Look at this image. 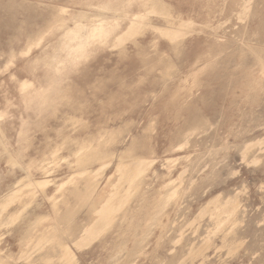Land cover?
I'll list each match as a JSON object with an SVG mask.
<instances>
[{"label": "rangeland", "instance_id": "374dc122", "mask_svg": "<svg viewBox=\"0 0 264 264\" xmlns=\"http://www.w3.org/2000/svg\"><path fill=\"white\" fill-rule=\"evenodd\" d=\"M163 1L173 14L194 21L195 31L183 41L177 56L167 39L146 27L118 47L112 46V41L90 45L88 56L77 65H65L54 73L51 65L33 62L43 58L49 47H58L59 31L45 35L23 55L26 39L43 27L54 7L66 5L72 15L90 17L97 9L88 5L89 0H0V135L2 132L5 141L0 146V201L19 188L28 191L31 187L24 185L29 178L46 183L42 189L35 188L34 198H21L32 201L25 208L18 209L20 202L14 201L3 212L8 216L22 210L15 223L0 225V255L10 256L9 264L27 263L18 259L19 238L30 221L37 216L48 217L45 224L55 220L52 199L59 200L62 191L71 188L69 180L77 175L72 154L75 142L105 130L121 131L110 145L115 154L132 138H144L154 150V161L141 181L139 194L129 203L138 224L125 242L126 249L115 253L126 227L118 221L88 246L78 250L72 246L75 264H166L174 253L184 252L182 264H264V144L251 147L247 161L242 157L245 143L264 141V66L257 64L248 49H262L264 54V28L258 27L264 0H252V10L243 20L230 12L235 7L233 0ZM132 8L136 10V6ZM104 15L111 16V12ZM150 19L153 25L163 26L161 17L151 15ZM127 22L121 20L119 28L124 29ZM142 26L138 20L136 27ZM130 31L126 29L124 36ZM241 32H246L247 47L237 36ZM199 53V59L195 58ZM170 58L172 77L165 78L168 69L162 62ZM51 73L61 78L59 88L64 97L53 107L29 102L31 94L24 100L19 83L27 80L42 91ZM195 77L197 86H193ZM173 93H179L181 101L185 99L183 107L191 108L193 115L177 112L170 99ZM193 116L206 120L204 129L192 133L184 147H172ZM21 128L25 135L19 142ZM58 146L61 159L56 163L50 152ZM9 156L16 158L15 164H10ZM255 156L259 160L250 162ZM116 163L113 159L98 177L97 192L109 189L110 181L120 186L123 200L138 184V177L131 171H122L117 177ZM166 185H178L180 197L164 208L159 221H154L143 237L136 198L143 194L151 203ZM229 196L239 203L240 223L233 228L228 227V221L234 224L238 219L225 207L227 201L221 207L215 204ZM214 197L219 198L210 201ZM119 205H114L111 218L118 215ZM86 210L83 207L77 212L76 222L83 221ZM203 210L207 211L201 215ZM225 213L227 219L222 221ZM107 224L102 223L95 233ZM231 230L242 243L228 253L224 236L228 234V238ZM171 239L179 243L174 245ZM204 243L209 245L205 253L194 252L195 244ZM131 248L135 254L127 257L126 250Z\"/></svg>", "mask_w": 264, "mask_h": 264}, {"label": "bare ground", "instance_id": "6f19581e", "mask_svg": "<svg viewBox=\"0 0 264 264\" xmlns=\"http://www.w3.org/2000/svg\"><path fill=\"white\" fill-rule=\"evenodd\" d=\"M232 2V6L235 7L231 8L230 12L233 13L238 20L245 19L252 10V0H233ZM155 4L158 5V9H152ZM88 5L95 7L98 11L96 14H92L91 17L85 14L72 15L68 12L66 5L54 7L49 16L44 19L43 27L38 30L37 33L26 39L21 54H27L33 47L38 46L45 35L52 36L55 32L59 31L60 38L58 47H49L43 58L33 62L34 65H51L53 72L56 73L65 65H77L80 62L79 59L86 58L89 54L87 50L88 46L106 44L112 41V46L118 47L127 40H131L135 36L142 34L146 27H151L158 36L167 39L171 44V50L174 55L177 56L181 52L183 41L188 35L195 31L193 29V20L189 18L183 19L180 15L173 14L171 8L167 6L163 0H89ZM133 6H136V10L132 8ZM105 12H111V16L104 15ZM140 15L142 17L137 18ZM151 15L161 17L164 21L163 26L153 25L150 19ZM123 19H127L128 22L125 28L121 29L119 28L120 21ZM134 20L137 21L133 22ZM138 20L143 23L141 29L136 27ZM258 27L264 28V11L261 13ZM128 28L131 31L124 36L125 34H123V32ZM243 35H246V32L237 34L242 40L243 46L247 47L249 40L248 38H243ZM136 42V40L133 41L134 44H136ZM248 49L255 55L257 64L261 67L264 66V54H262V49L249 46ZM201 55L202 53L195 54V58L199 59ZM8 61L10 62L11 59ZM162 64H165L164 67L168 69L163 76L165 78H171L172 73L169 69L174 67L172 59L170 58L166 62L163 61ZM60 82L61 78H56L54 74L51 73L48 83L42 91H39L38 88L35 89L34 85L32 86L27 80L19 83L18 89L23 93L24 100L27 94H31L28 98L29 102L37 106L44 105L45 107H53L56 101L64 97L61 88H59ZM197 85L198 80L195 77L193 86ZM29 87L31 88L30 90H28ZM170 99L172 106L176 108L178 113L186 111L193 115L191 108L183 107L185 99L181 101L182 98L179 96V93H173ZM205 124L206 120L193 116L185 129L178 133L172 147H184L188 143L189 136L195 131L203 130ZM120 133L121 131L105 130L96 137H90L75 142V149L72 154L75 158L77 175L69 180L72 186L66 189V193L64 192L65 190L62 191L59 200L55 197L52 199L51 203L54 214L56 215L53 222L45 224L48 217L37 216L21 231L18 259H25L28 264H38L40 261H43L44 264H75V253L72 246L77 250L88 246L118 221L121 224L124 223L126 227L121 232L122 240L116 248L115 253L117 254L119 251L126 249L125 242L128 236L132 235L133 230L138 224L137 214L132 212L133 210L129 207V203L133 201V198L135 200V197L139 194L141 181L154 161V150L146 139H137L134 137L123 150L115 154L110 150V145L116 141ZM24 135L21 128L18 131L17 140L19 142L24 141ZM3 138L4 135L1 132L0 146L5 145ZM254 142H256V144H253ZM262 144H264L263 139L245 143L242 152L243 159L247 161L250 158V156H247V152L251 147ZM59 149L60 147L58 146L50 152L54 157L53 162L61 159V157L57 155ZM9 159L10 164L13 165L16 163L15 157L9 156ZM113 159L117 161L115 169L117 177L118 173L122 171H131L133 175H137L138 177V184L134 186L132 193L123 198V200L120 199V186L110 181L107 184V187H110L109 189H103L97 192L98 177L101 176ZM258 160L259 157L255 156L250 162L255 163ZM32 165L33 164L29 167H32ZM94 165H99V167L93 170L92 167H94ZM36 181L37 182H32L29 178L28 183L25 185L23 183L25 187H31L28 191L19 188L0 201V225H11L21 218L22 210L19 212L17 210L15 213H11L8 216H4L3 212H5L14 201L20 202V207L18 209H23L28 202H32L23 201L21 198L23 196L34 198L36 194L35 188L42 189L46 184L44 181ZM113 188L114 191L111 193ZM165 188L166 190L163 193L159 192L155 195L151 203H148L143 194L136 198V202L139 203V213L142 214L141 221L144 224V230H142L143 237L147 236V229L150 225L154 221H159L158 215L160 216L164 208L167 207L170 202H176L180 197L181 193L178 185L176 187L166 185ZM216 198L219 197H214L210 201H214ZM226 201L228 205L225 207H228L231 213H235L238 219L234 224H230V221H228V227L233 228L236 224L240 223L238 218L239 203L235 197L229 196L223 199H217V203L215 204L221 207ZM117 202L120 204V208L118 209L119 213L114 218H111L110 215L114 212L113 207ZM60 205L63 206L62 210H60ZM83 207L87 209L85 218L81 223H78L75 217L77 212ZM206 211L207 210H203V212H200L201 215L205 214ZM226 214L227 213L221 216L222 221L226 218ZM106 221H108L106 227L103 226L99 233H95L96 229ZM230 233L231 235L228 238V234L224 236V240H226L228 244V253L234 252L242 243V241H238L239 239L235 230H231ZM211 234L213 233L210 232L209 236ZM171 241L173 242V239H171ZM178 243L179 242H173L174 245ZM187 245L186 251L190 243ZM208 247L209 245L207 246L206 243L203 245L195 244L193 250H195L194 252L196 253L200 252V254H202L205 253ZM133 249L134 248L126 250L127 257H131L135 254ZM35 252L39 253L31 258ZM185 253L186 252L181 255L174 253L166 264H182L184 260H186L183 258ZM4 256L0 255V264H9L7 259L10 256H6V258ZM30 258L33 259L32 262H28Z\"/></svg>", "mask_w": 264, "mask_h": 264}]
</instances>
